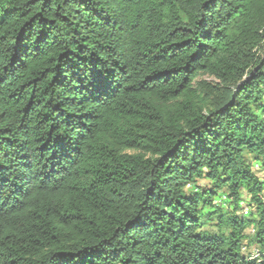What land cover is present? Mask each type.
Returning a JSON list of instances; mask_svg holds the SVG:
<instances>
[{"label": "trees", "instance_id": "trees-1", "mask_svg": "<svg viewBox=\"0 0 264 264\" xmlns=\"http://www.w3.org/2000/svg\"><path fill=\"white\" fill-rule=\"evenodd\" d=\"M255 248L264 0H0V264Z\"/></svg>", "mask_w": 264, "mask_h": 264}, {"label": "built area", "instance_id": "built-area-1", "mask_svg": "<svg viewBox=\"0 0 264 264\" xmlns=\"http://www.w3.org/2000/svg\"><path fill=\"white\" fill-rule=\"evenodd\" d=\"M247 208L245 207V211L244 213H247ZM252 252L249 253V258H256V257H260L261 255H264V250H261L260 248H255L251 250Z\"/></svg>", "mask_w": 264, "mask_h": 264}, {"label": "rangeland", "instance_id": "rangeland-1", "mask_svg": "<svg viewBox=\"0 0 264 264\" xmlns=\"http://www.w3.org/2000/svg\"><path fill=\"white\" fill-rule=\"evenodd\" d=\"M208 80H211L212 78H209V77H207V76H205ZM200 184H202V185H206L207 184V181H205V180H201L200 181Z\"/></svg>", "mask_w": 264, "mask_h": 264}]
</instances>
